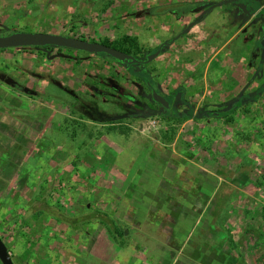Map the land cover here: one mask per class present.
<instances>
[{
  "label": "rangeland",
  "instance_id": "374dc122",
  "mask_svg": "<svg viewBox=\"0 0 264 264\" xmlns=\"http://www.w3.org/2000/svg\"><path fill=\"white\" fill-rule=\"evenodd\" d=\"M262 5L0 0V33L48 32L111 45L130 36L137 59L160 51L136 67L106 54L0 51V73L34 92L0 80V238L13 264H109L96 253L110 235L100 219L127 231L120 253L130 262L117 255L116 264H134L127 254L134 226L162 220L187 230L220 177L233 185L219 184L200 237L217 240L223 228L208 223L228 221L232 258L236 250L241 264H264ZM192 23L195 30L187 28ZM151 91L168 98L171 110L153 104ZM190 111L203 116H179ZM43 200L79 222L78 230L46 211L35 216ZM146 208H155L153 215L145 216Z\"/></svg>",
  "mask_w": 264,
  "mask_h": 264
},
{
  "label": "crops",
  "instance_id": "0c3cea01",
  "mask_svg": "<svg viewBox=\"0 0 264 264\" xmlns=\"http://www.w3.org/2000/svg\"><path fill=\"white\" fill-rule=\"evenodd\" d=\"M196 27H198V25H194L192 30H195ZM183 35H185V32ZM226 43H229V41ZM208 174H210L209 176H212L211 172ZM212 178H215V176ZM218 180L219 181L213 179L211 189L205 194L206 198L204 203H206L207 206L211 204V200L216 198L215 194L218 192L220 187L219 184L224 182L229 184V186L233 185L227 179L221 181L220 177ZM207 206L205 208L202 206L195 212V218L190 222L191 224L188 226L187 230H185V227L182 224L178 225V223L173 229L172 226L163 225L162 220L158 225L155 220H145L142 225H135L132 231L134 234L132 233L131 240L128 241V244L131 245V248H134V251L132 254L127 251V254L135 258V261L133 260L134 264H137V261H141L142 264H237V261H240L241 264V255L239 256V253L236 252V250H234L235 256L237 257L238 255L239 258H235V256L232 258L231 256V252H233L231 249L235 248L233 246V242L235 243L233 237L230 238V242L225 241L227 233L233 231V226L231 223L229 224L228 221H226L225 224L208 223L209 227L216 228V225H218L219 228H223L218 230L219 236L217 240L213 239L214 237L211 238V236L207 239H202L200 237V232L202 231L201 228L204 227V222L201 221L209 220L211 218L210 211H207ZM154 209L155 208L144 209V215H153L155 212ZM232 211L233 210H230L229 212L226 210L224 212L222 211V215H229ZM159 212L163 214V209L159 210ZM107 231H109V229H106L105 232ZM123 231L124 235H126L127 231L124 229ZM163 231L170 233L163 236ZM124 235L122 237H124ZM101 236H103V233ZM104 236L98 244L99 250L96 253L102 258L107 257V263L109 264H116L117 259L115 256L117 255L119 259L125 263H129V259L126 260V254L120 253L121 241L119 239H121V237H115L112 236V234L109 235V232ZM217 242H220L221 244L217 246ZM137 247L142 248L141 251H137ZM166 252L167 254H170V257L168 256V261L166 258L163 259V255L166 254ZM226 254H228L227 257H225ZM233 260L235 261L233 262ZM133 261L131 263H133Z\"/></svg>",
  "mask_w": 264,
  "mask_h": 264
},
{
  "label": "water",
  "instance_id": "95a60500",
  "mask_svg": "<svg viewBox=\"0 0 264 264\" xmlns=\"http://www.w3.org/2000/svg\"><path fill=\"white\" fill-rule=\"evenodd\" d=\"M193 25L194 23L190 24L187 28H192ZM46 45L68 48L91 54L103 53L124 64L138 63V60L134 56L113 47L98 42L86 41L83 39L67 37L58 34L41 32H15L9 35L0 36V50L8 48L40 47ZM159 53L160 51L158 49L154 53L150 54L147 57L146 61L149 62L155 59L159 55ZM153 99L154 101L160 103L165 109L169 107L168 101L162 96L153 93ZM0 263L13 264V261L8 252V248L1 238Z\"/></svg>",
  "mask_w": 264,
  "mask_h": 264
},
{
  "label": "trees",
  "instance_id": "16d2710c",
  "mask_svg": "<svg viewBox=\"0 0 264 264\" xmlns=\"http://www.w3.org/2000/svg\"><path fill=\"white\" fill-rule=\"evenodd\" d=\"M102 44L111 46V47H113L115 49L122 50V51H124V52H126L128 54H131V50L132 49H137V39L134 38V37H130V36H122L120 39L115 40L112 45L109 44L107 41H102ZM192 113L193 112L190 111V112H188L186 114H181V115L174 114V115H179L183 119H189L190 117L191 118H199V117L203 116L202 113H200L197 116H193ZM208 116L221 117V114L220 113L211 112V113L208 114ZM42 211L48 212V214L51 217L55 218L58 221H62L64 223L68 224V225H71L73 230H75V231L78 230L79 222H78V225L76 226L77 223L73 221L74 219H72V218H70V217H68L66 215H63L62 213H60L58 211H54L51 207L48 206V204L46 203V200H43V201L40 202V207H38V208L36 207L35 212H34V214H36L35 216L41 214ZM90 218L91 217H82L83 220H89ZM100 221L102 222V224L107 229H109L110 234H112V236L122 237L124 235V231L123 230L116 229V227H113V224H112L113 222L111 220L110 221H104V220L100 219ZM81 223H82V221H81Z\"/></svg>",
  "mask_w": 264,
  "mask_h": 264
},
{
  "label": "flooded vegetation",
  "instance_id": "af4514ba",
  "mask_svg": "<svg viewBox=\"0 0 264 264\" xmlns=\"http://www.w3.org/2000/svg\"><path fill=\"white\" fill-rule=\"evenodd\" d=\"M263 10H264V5H262V10H261V12L263 13ZM15 32H31V31H12V32H5V33H7V34H4V33H0V35H9V34H12V33H15ZM41 33H48V32H41ZM51 34H54V33H51ZM58 35H60V34H58ZM62 36H64V35H62ZM67 37H72V36H67ZM73 38H77V37H73ZM78 39H82V38H78ZM84 40V39H83ZM86 41H92V42H98V43H101L102 44V42H99V41H97V40H86ZM108 46V45H107ZM111 47V46H110ZM25 48H32V49H35V50H38V51H42V52H44V51H48V50H51V51H53V50H55V49H57L58 51H55V53L57 54L58 52H59V49L60 50H69V51H75V52H77V53H84V54H90V53H87V52H83V51H78V50H72V49H68V48H62V47H56V46H51V45H46V46H40V47H23V48H20V49H25ZM8 49H10V48H8ZM12 49V48H11ZM14 49H17V48H14ZM19 49V48H18ZM159 49V48H158ZM157 49V50H158ZM4 50H7V49H1L0 51H4ZM119 50V49H118ZM156 50V51H157ZM122 51V50H121ZM152 53H154V52H152ZM152 53H150V54H152ZM103 53H99L98 55H102ZM150 54H148L147 56H149ZM130 55H132V56H134L133 54H130ZM147 56H146V58H147ZM135 57V56H134ZM136 58V57H135ZM145 58V59H146ZM137 59V58H136ZM145 59H143V60H140V59H137L138 60V63H136V64H124V63H121L123 66H129V67H136L138 64H141V63H146L147 61H145ZM115 60V59H114ZM117 61V60H116ZM0 77H1V79L0 80H4V81H6L11 87H17V88H20L18 85H15L14 83H12L11 81H9V80H7V78L5 77V76H3V74L2 73H0ZM20 90H23V91H27L28 93H30V94H32V92L33 91H28V89H26V88H20ZM153 93H156L155 91H151L150 92V94L151 95H153ZM33 94H34V92H33ZM156 94H158V95H160V96H162L163 98H165L167 101H168V103H169V107L167 108V109H165L164 107H162L161 106V104L160 103H158V102H156V101H154V99H153V97L151 96V102L153 103V104H156V105H159L160 107H162V109H164L165 111H170L171 110V102L168 100V98H166L164 95H161V94H159V93H156ZM86 109H87V107H83V108H81V110H83V111H86Z\"/></svg>",
  "mask_w": 264,
  "mask_h": 264
}]
</instances>
